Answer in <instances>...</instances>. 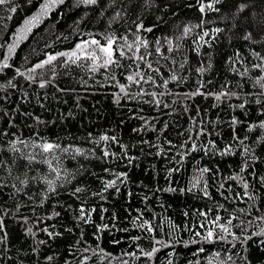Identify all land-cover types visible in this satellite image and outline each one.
<instances>
[{
    "label": "trees",
    "instance_id": "obj_1",
    "mask_svg": "<svg viewBox=\"0 0 264 264\" xmlns=\"http://www.w3.org/2000/svg\"><path fill=\"white\" fill-rule=\"evenodd\" d=\"M43 2L0 5V264H264V0H63L15 44Z\"/></svg>",
    "mask_w": 264,
    "mask_h": 264
},
{
    "label": "snow or ice",
    "instance_id": "obj_2",
    "mask_svg": "<svg viewBox=\"0 0 264 264\" xmlns=\"http://www.w3.org/2000/svg\"><path fill=\"white\" fill-rule=\"evenodd\" d=\"M59 2L62 3L63 0H59ZM77 2H78V4L95 5L97 3V0H77ZM6 3H9V0H0V5H5ZM48 7H49L48 4L42 5V7H41L42 12L46 11L48 9ZM208 7L211 8V5L209 4ZM243 7H244V5H241V10L243 9ZM15 10H16L15 8H12L11 9V11H13V12ZM201 11L202 12L204 11V5H201ZM36 19H38V17H33L30 20L26 21L25 24L26 25L31 24ZM188 31H190V29L189 28H185V32L187 33ZM217 31H219V30H217ZM92 43L98 44L97 41H93ZM111 43L112 42L109 41V44L107 46H101L100 47V51L101 52L108 54L109 60L106 61V63L111 62V56H112V52H113V49L111 48ZM80 47H81L80 45H77V48H80ZM12 50H13V46H10L9 51L11 52ZM58 55H61L62 56V55H64V53H60ZM72 55H75V53H72ZM121 55H123V53H121ZM56 58L57 57L55 55H50L46 61H44L42 64H37L35 67L36 68H41V67H43L44 64L50 63L51 61L56 60ZM4 66L7 67L8 65L5 64ZM128 79L129 80H132L133 77L130 76V77H128ZM173 79H175V77H173ZM41 87H43V84H41ZM121 87H123V86H121ZM241 107H243V105H241ZM261 126L264 127V125H261ZM103 139H107V137H103ZM40 147H41V149H42L43 152L48 153L50 151H53L55 148H57L59 146L53 145L51 143H43ZM106 155H107V153H106ZM205 171H207V170H205ZM242 171H243V169H242ZM114 183H115V181L109 182L106 185V187H111ZM244 187L247 188L248 185L247 184H244ZM79 190L80 189H77V191H79ZM245 194H247V193H245ZM81 212H82V218H83V215H84L83 209L81 210ZM217 219H219V218H217ZM140 227H146L148 231H151L152 230L151 227H148V222L147 221H145L144 223H142L140 225ZM220 227H221L222 231L228 232V228L226 226L220 225ZM45 231H47V229H45ZM212 237H213V231L210 229L208 231V233H207V236L204 237V239L211 240ZM155 251H156V249L154 248L153 249V252H155ZM147 255L151 256L152 253H147Z\"/></svg>",
    "mask_w": 264,
    "mask_h": 264
},
{
    "label": "rangeland",
    "instance_id": "obj_3",
    "mask_svg": "<svg viewBox=\"0 0 264 264\" xmlns=\"http://www.w3.org/2000/svg\"><path fill=\"white\" fill-rule=\"evenodd\" d=\"M58 1L59 0H44L42 5L48 4L49 5L48 9L42 12L41 10L42 5H41L37 13L34 16L28 18V20H30L33 17H38V19L34 20L31 24L28 25L24 23L22 27H20V30L17 33V35L15 36L14 43L16 44L17 41H20L23 37H25L27 32L30 30V28L38 21H40L41 18L49 11V9L53 7ZM93 41L94 40L91 39L83 43H80L79 44L81 46L80 48L75 47L70 52H67L66 56L69 59H74L76 57H90L92 58L93 61H97V62H103L104 59L108 60V54L101 52L100 51L101 46L92 43ZM108 44L109 42L104 46H107ZM72 53H75V55H72Z\"/></svg>",
    "mask_w": 264,
    "mask_h": 264
}]
</instances>
